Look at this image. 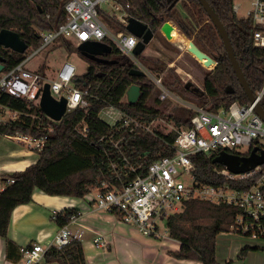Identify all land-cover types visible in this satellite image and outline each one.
<instances>
[{
    "label": "trees",
    "instance_id": "trees-1",
    "mask_svg": "<svg viewBox=\"0 0 264 264\" xmlns=\"http://www.w3.org/2000/svg\"><path fill=\"white\" fill-rule=\"evenodd\" d=\"M66 0H0V30L2 28L17 31L29 47L41 44L39 31H49L66 20L64 3ZM228 30L232 45L244 75L253 89L260 90L264 82V47L251 42L254 27L250 17H238L234 11V0H207ZM125 5L130 2L129 13L141 20L154 32H160L165 21L173 22L192 39L199 48L217 61L214 69L204 76V95L212 100L215 107L229 105L233 101L247 102L244 89L233 71L225 52L223 42L216 27L198 0H180L185 11L183 14L175 5L170 8L167 0H121ZM102 18L114 31L126 27L114 17ZM67 48L77 50V45L61 38ZM112 52L106 55L116 59L115 64L89 62L90 69L86 75H78L81 80L75 86L87 91L85 99L88 105L67 112L60 121L49 119L34 102L4 94L1 102L17 111L16 120L0 124V134H30L35 137L47 135L45 147L38 152L36 161L24 170L7 172L0 176L4 188L0 190V236L5 240L7 257L16 261L20 258L19 248L9 238L8 229L13 210L32 201L35 190L49 195L83 198L96 189L107 191L121 188L139 175H144L148 166L156 159L172 155L176 133H164L151 128L153 120L170 116L176 125H190L192 113L185 110V116L164 115L149 102L155 84L146 76L131 75L129 71L137 66L122 54L109 40ZM8 71L20 63L25 53L10 49L1 50ZM82 58V56L80 54ZM152 72L161 73L166 65L146 55H139ZM45 64L39 65L37 71L44 72ZM171 71V81L166 82L172 90H181L197 96L186 89L175 73ZM165 80V79H164ZM132 84L141 87V95L136 103H129L126 92ZM233 88L227 93L228 87ZM200 97V96H198ZM155 102L163 103L157 95ZM264 108V96L261 101ZM107 106H115L126 115L137 119L143 126L131 130L123 126L122 121L109 124L100 117ZM88 127L84 136L77 128ZM52 127V131L48 128ZM213 154L196 153L191 156L196 166V178L203 183L219 184L220 176L216 169L221 164L213 162ZM251 184L252 181L246 182ZM182 211L165 217L168 236L180 242V248L170 251L178 259L196 260L202 264H220L217 261L216 237L222 232H229L237 215L241 212L234 205L210 203L199 199H189L183 203ZM76 207L65 208L58 212L55 223L66 225L72 215L78 214ZM252 247L251 249H257ZM248 248H242L239 256ZM46 264H87L83 243L72 239L68 244L58 247L51 245L46 252Z\"/></svg>",
    "mask_w": 264,
    "mask_h": 264
},
{
    "label": "built area",
    "instance_id": "built-area-1",
    "mask_svg": "<svg viewBox=\"0 0 264 264\" xmlns=\"http://www.w3.org/2000/svg\"><path fill=\"white\" fill-rule=\"evenodd\" d=\"M130 8V2L124 5L121 0H66V20L52 30L39 31L40 46L28 47L20 63L0 73V124L14 121L19 116L17 111L1 102L4 94L39 105L47 74L46 71L41 73L37 69L32 70L30 63L41 51L61 38L76 45L83 41L105 42L107 39L159 88L158 97L161 101L170 100L183 105L191 111L192 116L190 125L174 128L176 138L172 145V155L156 159L148 166L144 175L137 176L121 188L107 191L98 188L88 194L90 201L94 203V209L113 212L122 222L137 226L143 235L158 237L161 236L158 222L177 212L185 201L199 199L210 203H224L234 205L241 211L231 226L233 232L264 238V164L240 173H233L223 166L222 169H216L221 178L220 183L209 184L197 180L196 166L191 158L196 153L217 155L220 151L248 155L255 147L257 153L264 151V120L255 111L256 104L261 103L264 96V82L261 89L254 92L253 102L233 101L229 105L218 107L213 104L184 102L177 92L167 86L163 73L138 67L140 59L133 50L139 38L127 29L112 30L102 18L101 13L109 15L126 27L128 19L132 17ZM237 8L234 4V11ZM246 17L251 18L254 27L251 42L255 46L264 47V0H251ZM78 75L77 66L66 60L56 76L48 81L55 99L66 98L67 112L88 105L85 99L87 91L75 86ZM103 110L115 120L114 123L122 121L123 126L131 127V130L137 127L149 130V127L143 126L137 119L115 106H107ZM115 114L117 118L114 117ZM48 129L52 131L53 128ZM77 131L85 136L88 127L80 125ZM5 136L26 145L31 153L40 152L48 139L47 135L35 137L23 133ZM248 181L252 183L249 185L246 183ZM57 214L58 211L52 212L53 220ZM80 215V212L72 215L66 225L59 227L49 243L38 241L21 246L20 258L15 264H44L46 252L51 245L61 247L74 238L82 240L83 231H73L71 228ZM94 243L99 248L107 245L101 235L94 239Z\"/></svg>",
    "mask_w": 264,
    "mask_h": 264
},
{
    "label": "crops",
    "instance_id": "crops-1",
    "mask_svg": "<svg viewBox=\"0 0 264 264\" xmlns=\"http://www.w3.org/2000/svg\"><path fill=\"white\" fill-rule=\"evenodd\" d=\"M179 4L181 3L179 2ZM174 25L178 28L176 24ZM15 153L22 155L20 156L22 159L0 162V171L24 170L36 161L30 157L38 154L37 152L31 153L26 148L12 154ZM28 156L30 157L26 158ZM3 188L4 185L0 181V190ZM88 197V195L83 198L49 195L41 190H35L31 202L21 204L13 210L8 229L9 238L18 247L38 241L49 243L60 227L52 219V212L76 207L81 215L78 221L71 225V228L73 231H83L81 241L87 264H202L196 260L173 257L170 255V251L180 248L179 241L169 236L161 241L160 238L163 235L158 237L146 236L138 228L131 230L132 227H128L130 225L125 226V223V225H121V220L117 214L95 210L94 203L90 201L91 197ZM99 235L106 241L105 248H99L94 243V239ZM0 264H15V261L8 259L6 243L1 236ZM51 264L58 263L53 262Z\"/></svg>",
    "mask_w": 264,
    "mask_h": 264
},
{
    "label": "rangeland",
    "instance_id": "rangeland-1",
    "mask_svg": "<svg viewBox=\"0 0 264 264\" xmlns=\"http://www.w3.org/2000/svg\"><path fill=\"white\" fill-rule=\"evenodd\" d=\"M251 0H234V4L238 7L236 14L238 17L248 16L250 9ZM180 11L185 14L184 9L181 4L176 5ZM104 9H107L106 5H103ZM183 33V32H182ZM190 38L187 36L183 42L178 43V45L170 43L163 33L160 32L154 34L152 40L148 43L145 51L141 55H146L155 60L164 62L166 67L163 72L165 81H171V71L177 75L179 81L184 85L185 82L191 81L192 83L198 85L200 88L204 89V76L206 73L214 69L216 64L205 66L203 64L204 60L199 61L196 59L188 50L187 46L189 44ZM192 40V39H191ZM140 59V58H139ZM72 61L78 69V74L81 75L86 71V67L90 64L85 58L80 56L78 50L74 49L73 46L67 48L63 45L62 42H58L56 45H52L49 48L41 51L34 60L30 63V68L32 70L38 69L39 65L44 63L45 71L47 74L46 81L53 79L60 66L64 61ZM138 60L139 68L149 67L143 62ZM177 94L180 95L181 100L184 102L192 103H205L212 104V100L209 98H204L202 96H191L190 93L181 90H174ZM159 94V88L156 86L151 93L149 102L160 109L164 115H173V116H182L187 108H184L183 105H180L176 102H171L170 100L161 102L158 104L155 102L157 95ZM101 119L113 124L115 120L106 113V111H101ZM117 118L116 114L114 115ZM180 127L176 125L174 118L170 116H163L153 120L151 128H157L163 131L164 133L175 132L174 128ZM27 146L19 143L18 140L9 138L4 134H0V162L2 161H14L22 159L20 154H12L13 152L21 151ZM30 156L26 157L29 158ZM32 160L38 158V154H34L30 157ZM7 172L1 171L0 176ZM11 173V171L9 172ZM95 192V190H94ZM183 206L177 211H182ZM121 225H125L124 222L120 221ZM159 231L163 235V238H168V232L166 228L165 221H159ZM132 227L131 230L137 229V226L132 224H126L125 226ZM125 234V233H124ZM252 247H258L257 249H251ZM242 248H248L244 254L239 256L240 250ZM216 251H217V261L220 264H264V238H253L245 236L243 234L233 232L231 229L229 232H223L217 235L216 237Z\"/></svg>",
    "mask_w": 264,
    "mask_h": 264
},
{
    "label": "water",
    "instance_id": "water-1",
    "mask_svg": "<svg viewBox=\"0 0 264 264\" xmlns=\"http://www.w3.org/2000/svg\"><path fill=\"white\" fill-rule=\"evenodd\" d=\"M178 1L179 0H167V2L170 3V8L174 7ZM198 1L206 11L208 18L216 27L219 36L222 39L225 52L230 60L231 66L239 81L240 86L245 91L247 100L253 102L255 98L254 91L249 85L236 57L228 30L207 0ZM126 29L139 38L137 45L133 50L134 54L136 56L142 54L143 51H145L148 43L154 37V32L147 26V24L143 23L141 20L135 17H130L128 19ZM160 30L170 43L176 45H178V43L180 42H183L185 40V37H187L185 33L179 31L176 26L170 21H165L162 24ZM0 46H3L4 48L10 49L17 53H24L28 48V44L26 43L24 38L17 31L8 28H2L0 30ZM186 48L199 61L205 59V61L203 62L205 66H210L214 63H217L214 57L204 52L191 39L189 40V44ZM112 49L113 48L111 45L101 41H83L77 45V50L82 56H84V58L88 62H96L109 65L115 64L117 62L116 59H109L106 57V55L112 52ZM4 68L5 58L0 54V73L4 70ZM89 69L90 64H88V66L86 67V71L83 73V75H86L89 72ZM129 73L135 76L145 75L144 71L136 68H132ZM76 80H81V77H78ZM184 87L197 96L204 95V89L200 88L198 85L192 83L191 81L185 82ZM226 91L227 93H232L233 88L229 86ZM140 95L141 87L137 84H132L126 92V98L129 103H136L140 98ZM39 107L46 116L54 121H60L67 113V100L65 97L55 99L51 94L50 84L46 82L41 91ZM255 111L264 120V108L262 107L260 102L256 104ZM213 162L221 164L233 173L245 172L256 167L257 165L264 164V151L257 153L256 147L253 148L248 155H238L227 151H220L213 158Z\"/></svg>",
    "mask_w": 264,
    "mask_h": 264
},
{
    "label": "flooded vegetation",
    "instance_id": "flooded-vegetation-1",
    "mask_svg": "<svg viewBox=\"0 0 264 264\" xmlns=\"http://www.w3.org/2000/svg\"><path fill=\"white\" fill-rule=\"evenodd\" d=\"M179 2H180V1H179ZM179 2H178V3H179ZM220 38H221V37H220ZM221 40H222V39H221ZM2 49L7 50V49L4 48L3 46H0V54H1V55H2V53H1V50H2Z\"/></svg>",
    "mask_w": 264,
    "mask_h": 264
},
{
    "label": "bare ground",
    "instance_id": "bare-ground-1",
    "mask_svg": "<svg viewBox=\"0 0 264 264\" xmlns=\"http://www.w3.org/2000/svg\"><path fill=\"white\" fill-rule=\"evenodd\" d=\"M29 166V165H28Z\"/></svg>",
    "mask_w": 264,
    "mask_h": 264
}]
</instances>
